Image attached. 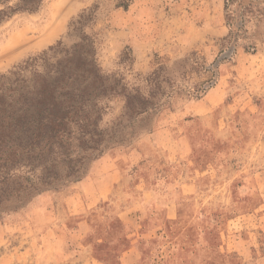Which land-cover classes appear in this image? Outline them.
<instances>
[{
  "label": "rangeland",
  "instance_id": "374dc122",
  "mask_svg": "<svg viewBox=\"0 0 264 264\" xmlns=\"http://www.w3.org/2000/svg\"><path fill=\"white\" fill-rule=\"evenodd\" d=\"M82 14L105 73L141 87L195 53L214 73L171 75L212 87L137 122L80 181L0 213V264H264V19L247 25L255 52L228 53L225 0H44L0 26V74L78 42ZM103 106L110 131L123 102ZM133 247L136 263L124 258Z\"/></svg>",
  "mask_w": 264,
  "mask_h": 264
},
{
  "label": "trees",
  "instance_id": "16d2710c",
  "mask_svg": "<svg viewBox=\"0 0 264 264\" xmlns=\"http://www.w3.org/2000/svg\"><path fill=\"white\" fill-rule=\"evenodd\" d=\"M11 2L0 0V26L16 14L36 13L44 0ZM263 8L264 0H225L226 52L240 42L256 51L247 25L264 19ZM78 18L71 23L78 42L69 48L58 42L0 74V213L80 181L87 161L133 136L137 122L160 113L178 94L199 99L212 87L210 81L190 87L173 79L170 71L186 67L214 73L193 53L176 67L159 65L133 88L100 68L95 40L83 32L88 21L83 14ZM113 98L123 102L118 123L110 131L99 129L103 103Z\"/></svg>",
  "mask_w": 264,
  "mask_h": 264
},
{
  "label": "crops",
  "instance_id": "0c3cea01",
  "mask_svg": "<svg viewBox=\"0 0 264 264\" xmlns=\"http://www.w3.org/2000/svg\"><path fill=\"white\" fill-rule=\"evenodd\" d=\"M86 180V179H85ZM86 183V182H85ZM85 183H84V181H82L81 182V184H82V186H85ZM43 196V197H42ZM40 198H42V199H46V198H49L50 196H47V197H44L45 195H42ZM168 217H170V216H168ZM133 251V255H132V252ZM132 251H129L128 253L129 254H125V257L124 258H126V261H127V258H132L133 257V263H136V255H137V247H133V250ZM123 258V259H124ZM129 261V260H128Z\"/></svg>",
  "mask_w": 264,
  "mask_h": 264
}]
</instances>
